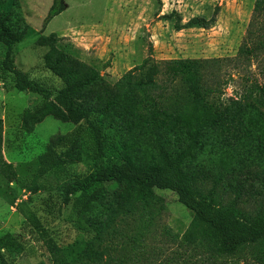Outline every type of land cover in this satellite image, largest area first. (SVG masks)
Masks as SVG:
<instances>
[{"label": "rangeland", "instance_id": "1", "mask_svg": "<svg viewBox=\"0 0 264 264\" xmlns=\"http://www.w3.org/2000/svg\"><path fill=\"white\" fill-rule=\"evenodd\" d=\"M53 1L4 0L11 29L25 38L18 45L17 66L57 84L48 68L53 64L48 54L54 55L55 62L62 59L57 53L64 51L75 59L74 67L80 63L87 71H82L84 79L98 71L101 78L88 83L81 94L83 99L98 102L110 135L125 155L149 165L163 164V152L178 154L185 149L191 129L172 111L158 112L139 106L130 89L131 76L136 82L145 79L151 63L161 60L222 58L233 63L247 36L256 3V0H64L63 12L47 23ZM217 8V20L211 28H177L178 23L185 24L194 17L210 19ZM174 11L178 13V21L165 18ZM6 52V45L0 42V128L4 156L15 168L16 180L9 187L4 184L3 192L0 191V237L7 233L15 235L22 243V253L4 264H52L44 242L18 209V203L23 201L38 215L71 264H103L106 255L96 239L98 232L80 223L89 225L108 219L111 212L107 207L113 205L111 194L132 195L136 186L126 182L107 184L104 203L90 204L84 214L75 211L80 193L71 196L69 204L65 203L64 184L56 183L59 180L51 171L58 163L67 162L69 154L51 149L50 143L53 137L74 130L75 125L49 116L32 132L23 129L25 110L39 107L46 99L16 88L13 74L2 69ZM148 58L150 63L141 69ZM65 63L62 59L60 67ZM238 64L239 75H235L233 65L209 67L211 82H220L222 89L214 98L223 105L233 103L249 80L264 84V56L249 64L242 60ZM229 74H234V78L224 86ZM175 90L172 88L171 92ZM168 96L169 93L162 96L157 103H170ZM248 104L251 107L247 118L237 120L233 127L203 128L199 149L184 167L194 181L189 190L194 199H204L200 190H217L226 201H236L244 211L255 214L264 213V109ZM110 157L111 152L107 158ZM84 159L82 156L79 160L75 154L68 161H76L80 170H86ZM152 209V213H161L155 231L161 228L166 235L164 243L157 240L155 244L170 253L160 261L176 257L178 253L172 252L179 247L173 243L181 239L191 224L194 211L169 189L156 190V197L143 210L145 220L151 217ZM77 220L80 221L76 223ZM185 250L181 248L182 255L189 253ZM122 251L124 256L133 255L130 248ZM241 257L233 255L216 264H259Z\"/></svg>", "mask_w": 264, "mask_h": 264}, {"label": "trees", "instance_id": "2", "mask_svg": "<svg viewBox=\"0 0 264 264\" xmlns=\"http://www.w3.org/2000/svg\"><path fill=\"white\" fill-rule=\"evenodd\" d=\"M64 8V0H54L46 22L61 14ZM218 13L219 8L210 19L194 17L185 24L178 23L177 28H211L216 23ZM177 17L176 11L165 15V18L175 21H178ZM24 40V37L11 29L9 12L4 0H0V42L7 47L2 69L13 74L17 89L29 90L43 95L46 99L39 107L25 110L22 118L23 129L32 132L37 124L49 116L63 123L74 124L75 129L71 132L53 137L50 148L61 154H69V158L78 154L81 160L83 156V162L88 165L86 170H80L76 161L70 162L68 158L67 162L58 163L51 171L59 180L56 183L64 184L65 203L69 204L70 197L80 193L76 198L75 211L77 214H84L90 204L104 203L108 193L105 187L107 184L126 182L136 186L132 195L111 194L113 205L107 207L111 212L108 219L89 225L80 223L81 226L94 227L98 232L96 239L103 247L102 254L106 255L103 264H216L237 254L243 255L241 258L246 261L254 259L256 263L264 264V213H248L236 201H226L217 190H200L205 195L204 199H194L189 192L194 181L184 167L186 161L193 158L199 149V137L203 128L210 125L222 129L233 127L237 120L247 118V110L251 107L248 102L264 109V84L258 80L246 82L237 99L230 105H223L214 98L221 93V83L216 84V80L211 82V74L208 73L209 67L213 65L228 64L233 65V71L237 72L235 75H239L241 67L238 62L242 60L249 64L253 59L264 56V0H256L247 36L233 63L222 58L161 60L151 63L145 79L136 82L131 76L130 89L139 106L145 105L144 108L158 112L172 111L190 125L188 146L178 154L163 152L161 165H149L126 156L113 135H110V129L102 117L104 111L98 110V102L91 98L83 99L81 94L88 83H96L101 78L98 71L89 79H84L82 71H87L80 63L74 67V58L64 51L57 53L66 61L64 67H60L62 59L54 62V55L49 53L48 57L53 64L48 65V68L55 76L57 84L48 83L40 76L35 77L33 73L36 72L33 70L26 71L17 66L18 45ZM150 61L151 58L146 59L140 68H145ZM49 70L42 69L43 72ZM77 74L81 77H76ZM230 78H234V74H229L224 79V86L229 84ZM76 80L80 82L76 83ZM172 88H176V92H171ZM167 93L170 103H157L156 100ZM3 141L1 127L0 191L4 184L9 187L16 180L15 168L5 159ZM82 147L87 150L83 151ZM109 152L111 157L108 159ZM158 189L176 192L180 201L194 211L191 224L181 239L173 243L179 247L172 252V255L178 253L177 256L170 259L168 256L162 261L160 260L170 253L155 244L157 240L164 243L166 239L161 228L157 231L154 228L158 226L157 216L161 213H152V209L151 217L148 220L143 218V210L152 203ZM17 206L27 223L44 242L51 255L52 264H71L54 236L28 204L23 201ZM127 248L132 250L133 255L124 256L122 250ZM181 248L189 253L182 255ZM21 253L22 243L15 235L7 233L0 237V264L7 263L9 259L16 260Z\"/></svg>", "mask_w": 264, "mask_h": 264}]
</instances>
